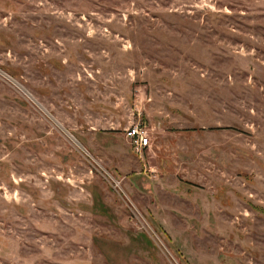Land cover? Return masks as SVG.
Returning <instances> with one entry per match:
<instances>
[{
	"label": "rangeland",
	"instance_id": "rangeland-1",
	"mask_svg": "<svg viewBox=\"0 0 264 264\" xmlns=\"http://www.w3.org/2000/svg\"><path fill=\"white\" fill-rule=\"evenodd\" d=\"M0 70V264H264V0H0Z\"/></svg>",
	"mask_w": 264,
	"mask_h": 264
},
{
	"label": "built area",
	"instance_id": "built-area-1",
	"mask_svg": "<svg viewBox=\"0 0 264 264\" xmlns=\"http://www.w3.org/2000/svg\"><path fill=\"white\" fill-rule=\"evenodd\" d=\"M124 136L130 143L132 149L140 155L152 145L150 129L141 122H136L125 127Z\"/></svg>",
	"mask_w": 264,
	"mask_h": 264
},
{
	"label": "flooded vegetation",
	"instance_id": "flooded-vegetation-1",
	"mask_svg": "<svg viewBox=\"0 0 264 264\" xmlns=\"http://www.w3.org/2000/svg\"><path fill=\"white\" fill-rule=\"evenodd\" d=\"M0 73L4 74L8 79H10L12 82H14L17 86H19L28 96L31 100L34 102L36 101V98L27 90L25 89L18 81L13 79L9 74L5 73L4 71L0 70ZM37 103V101H36ZM73 140L75 141L74 137H72ZM76 142V141H75ZM77 143V142H76ZM78 144V143H77ZM79 145V144H78ZM80 146V145H79Z\"/></svg>",
	"mask_w": 264,
	"mask_h": 264
},
{
	"label": "water",
	"instance_id": "water-1",
	"mask_svg": "<svg viewBox=\"0 0 264 264\" xmlns=\"http://www.w3.org/2000/svg\"><path fill=\"white\" fill-rule=\"evenodd\" d=\"M79 145H82L76 138H74ZM82 147V146H81Z\"/></svg>",
	"mask_w": 264,
	"mask_h": 264
},
{
	"label": "bare ground",
	"instance_id": "bare-ground-1",
	"mask_svg": "<svg viewBox=\"0 0 264 264\" xmlns=\"http://www.w3.org/2000/svg\"><path fill=\"white\" fill-rule=\"evenodd\" d=\"M36 102V101H35Z\"/></svg>",
	"mask_w": 264,
	"mask_h": 264
}]
</instances>
